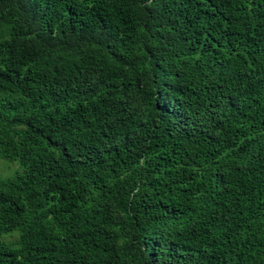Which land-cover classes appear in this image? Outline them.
Segmentation results:
<instances>
[{
  "label": "trees",
  "instance_id": "1",
  "mask_svg": "<svg viewBox=\"0 0 264 264\" xmlns=\"http://www.w3.org/2000/svg\"><path fill=\"white\" fill-rule=\"evenodd\" d=\"M0 264H264V0H0Z\"/></svg>",
  "mask_w": 264,
  "mask_h": 264
},
{
  "label": "rangeland",
  "instance_id": "2",
  "mask_svg": "<svg viewBox=\"0 0 264 264\" xmlns=\"http://www.w3.org/2000/svg\"><path fill=\"white\" fill-rule=\"evenodd\" d=\"M17 168L16 162H4L0 159V174L2 176L12 175L14 170Z\"/></svg>",
  "mask_w": 264,
  "mask_h": 264
}]
</instances>
